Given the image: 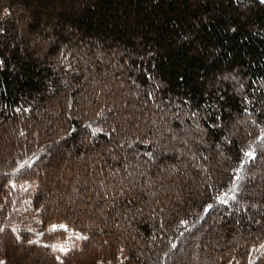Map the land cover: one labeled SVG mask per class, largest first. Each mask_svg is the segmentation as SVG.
I'll return each mask as SVG.
<instances>
[{
    "label": "trees",
    "instance_id": "16d2710c",
    "mask_svg": "<svg viewBox=\"0 0 264 264\" xmlns=\"http://www.w3.org/2000/svg\"><path fill=\"white\" fill-rule=\"evenodd\" d=\"M1 139L0 264H264V0H0Z\"/></svg>",
    "mask_w": 264,
    "mask_h": 264
},
{
    "label": "rangeland",
    "instance_id": "374dc122",
    "mask_svg": "<svg viewBox=\"0 0 264 264\" xmlns=\"http://www.w3.org/2000/svg\"><path fill=\"white\" fill-rule=\"evenodd\" d=\"M42 49V48H41ZM43 51V50H42ZM115 52H118L119 50L118 49H115L114 50ZM108 58H105L104 56L103 57H101L99 60L100 61H103V62H106V60H107ZM99 61V62H100ZM57 63H58V61H57ZM57 63H55V62H52V64L54 65V66H56L57 65ZM122 66L123 65H120V64H114L113 63V66H111V68H113L112 69V71H114L115 70V68H116V71L117 70H119V69H121L122 68ZM57 68V67H56ZM112 71L109 69L108 71H107V74H112ZM230 76V75H229ZM236 75H234L233 77H235ZM231 78V77H230ZM223 79H226L225 77H223ZM223 79H221V82L220 83H222V81H223ZM230 80V79H229ZM231 81V80H230ZM91 82L90 81H88L87 80V82H86V84H90ZM153 83H155V81H153ZM160 84H162L161 82H159ZM220 83H217V82H215V83H213V84H220ZM92 85V84H91ZM90 85V86H91ZM89 86L87 85L86 86V88H88ZM106 91V89H105V86L103 85V88H102V92H105ZM124 91V99H123V95L122 94H120V98L122 99V101H121V103H120V105L119 106H123V104H124V106L125 107H127V110H122V111H129V110H131L132 108L130 107V102H129V98L131 97V94L129 93V90H128V84L127 83H124V85H123V87L121 88V90L119 91V92H123ZM152 92H154L153 90H152ZM140 93V95H141V92H139ZM155 94V93H154ZM134 97V96H133ZM135 98H136V95H135ZM140 102H139V104H138V106L139 107H136V109L138 110V111H140V112H143V111H145L146 110V104H145V102H143V100H139ZM115 103H119V100H117ZM114 103V104H115ZM178 105V108H179V110H176V109H174L173 110V112L171 113V112H167V111H164V109H162V111H163V114H165V117H169V118H172V119H175L176 118V116L178 115V113H183L184 111L183 110H181V109H185V108H187V105H188V102H185L184 103V105H182V104H177ZM115 107L118 109V107L116 106V104H115ZM127 113V112H126ZM120 117L117 119L118 120V122H119V120H121V117L123 116V113L120 111ZM41 119H42V117H41ZM137 123V122H136ZM135 123V124H136ZM167 124H169L170 125V123H169V121H168V123ZM186 126V125H185ZM190 130V129H189ZM189 132V131H188ZM12 133H10V135H11ZM8 135V134H7ZM12 137V135L10 136V138ZM84 137L82 136V140H78V143L76 142V143H73L70 147H66V146H62V145H60L59 147H53V148H51V156L53 155V156H55V157H51V156H47V158H45V162L47 161V160H49V159H51L52 158V162H49V163H47L46 164V169L47 170H44V172H45V174H44V172L43 173H41V175L42 176H44V178L46 179V181L48 180V178H50V180H48L47 182L45 181L44 182V180H43V184L44 183H50V182H52V180H53V178H55V177H58L59 176V174H61L63 171H62V166L61 165H59L58 164V158H57V156L58 155H64V156H67L64 160H63V157H62V160H63V162H65V161H73L74 159L75 160H82L83 161V159L84 158H82L84 155L85 156H87L88 155V152H89V147H88V144L86 143V141H84V139H83ZM5 139H6V135H5ZM5 139H1V143H2V146H0V150H3L4 148H5V143L7 142V140H5ZM13 139V138H12ZM7 144V143H6ZM71 144V143H70ZM69 144V145H70ZM78 144H80V145H82V149L80 150V153H83V155L82 154H79V152H76V147H78V146H80V145H78ZM78 145V146H77ZM64 151H66L67 153H65ZM0 154H2V152L0 153ZM68 155H69V157H68ZM10 156V155H9ZM9 156H7V157H5L4 158V161H0V188L6 193V194H9V195H11L9 192H8V190H7V188L5 187V185L3 184V181L4 180H6V182H7V179H3L2 178V175L3 174H5V172H6V170H7V168H6V163L8 162H6V160H9L8 159V157ZM140 160H141V163L140 162H134L133 163V166H131V163H130V161H125L126 163H125V166H124V168H125V170H124V174H126V175H128V176H131L133 173H134V168H137V167H142V165L143 164H145V160L143 159V158H140ZM55 161H56V163H55ZM44 162V163H45ZM86 163H88V165L87 166H90L89 164H91V161H90V159H89V161H86ZM137 164V165H136ZM47 165H49L48 167H47ZM128 165V166H127ZM135 165H136V167H135ZM79 166H80V168L83 166V162L82 163H80L79 164ZM54 171V172H53ZM73 171V170H72ZM37 172H41V168L39 167L38 168V170H37ZM53 172V173H52ZM52 173V174H51ZM44 174V175H43ZM119 174V173H118ZM49 175H50V177H49ZM76 176V175H75ZM41 177V176H40ZM39 177V178H40ZM87 177H89V175H86V177H85V179H82V180H84V184H85V180H86V178ZM122 177H123V173H122ZM37 178V177H36ZM34 179H35V176H34ZM42 179V178H41ZM123 179L124 180H126L127 179V176H125L124 175V177H123ZM65 182H61V184H59V188H64L65 187V185L68 183H70V185H74V187H75V185H77L78 183H79V181H80V178H72V180H68L67 179V177H65ZM42 181V180H41ZM42 183V182H41ZM81 183V182H80ZM67 184V185H68ZM86 186H87V184H85ZM69 187V186H68ZM6 188V189H5ZM49 188H50V191L49 192H51V193H53V190H54V187L51 185V184H49ZM75 189H76V187H75ZM70 191H71V189H70ZM89 191H91L92 192V197H93V199L96 201L95 202V212L93 213V214H90L91 215V217H90V221H91V223H93V219H95V217H98V215H99V208L97 209V206H98V203H99V201L101 200L100 199V196H97V195H95V194H97V190L95 189V188H93V187H91V186H89V189H88V191L87 192H89ZM94 192V193H93ZM86 192H84V193H79V195H83V194H85ZM63 197V196H62ZM110 197V196H109ZM72 197H70V201H72ZM253 204V206H254V208H257V210L255 211V212H258L259 214H263V210H264V208L262 209L261 207H259L258 206V203H252ZM10 208H12V209H16V207H15V205L14 204H12V205H10ZM54 208H55V210L54 211H56V208H57V206H54ZM252 212V211H251ZM252 214L253 213H248L247 214V216H248V218H250V216H252ZM264 221H263V218L261 219V220H258L257 221V223H260V224H262ZM238 227V226H237ZM234 229H235V227H234ZM214 230V232L216 231L215 229H213ZM197 235L198 234H194V238L193 239H195L196 238V241H194V240H192V242H187V240H189L190 238H188L187 237V239H186V241H183L184 243H183V245L180 247V250L179 251H176L175 252V254H174V257H177L175 260L178 262V264H187V263H189L190 262V257L191 256H193V255H195L196 253H197V250L195 249L197 246H199V249H201V251H207L208 249H209V243H207V244H204V242L203 241H201L200 242V238L199 237H197ZM250 238H255V236L253 235V236H251ZM200 242V243H199ZM187 247L189 248V249H191V250H187ZM194 249V250H193ZM32 252H30V251H28L29 253H28V256L29 257H33L32 255H34V254H37L38 256H41L42 257V259L43 260H47L48 258L44 255L45 254V252H43V251H41V250H37V249H34V250H31ZM180 252V253H179ZM24 255V254H23ZM191 264V263H190Z\"/></svg>",
    "mask_w": 264,
    "mask_h": 264
}]
</instances>
